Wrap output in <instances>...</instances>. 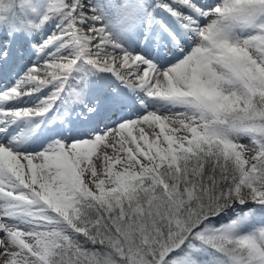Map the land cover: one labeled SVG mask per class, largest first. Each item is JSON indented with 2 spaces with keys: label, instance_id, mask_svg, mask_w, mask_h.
Segmentation results:
<instances>
[{
  "label": "snow or ice",
  "instance_id": "1",
  "mask_svg": "<svg viewBox=\"0 0 264 264\" xmlns=\"http://www.w3.org/2000/svg\"><path fill=\"white\" fill-rule=\"evenodd\" d=\"M0 264H264V0H0Z\"/></svg>",
  "mask_w": 264,
  "mask_h": 264
},
{
  "label": "rangeland",
  "instance_id": "2",
  "mask_svg": "<svg viewBox=\"0 0 264 264\" xmlns=\"http://www.w3.org/2000/svg\"><path fill=\"white\" fill-rule=\"evenodd\" d=\"M245 142H247V141H245Z\"/></svg>",
  "mask_w": 264,
  "mask_h": 264
}]
</instances>
